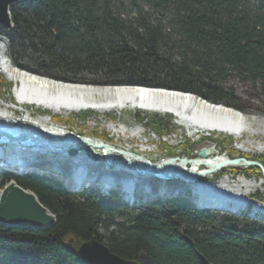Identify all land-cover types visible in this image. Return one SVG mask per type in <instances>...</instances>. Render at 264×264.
Returning <instances> with one entry per match:
<instances>
[{
  "label": "trees",
  "instance_id": "trees-1",
  "mask_svg": "<svg viewBox=\"0 0 264 264\" xmlns=\"http://www.w3.org/2000/svg\"><path fill=\"white\" fill-rule=\"evenodd\" d=\"M122 3L138 13L134 26L114 12ZM9 12L12 28L0 26V36L15 60L27 49L40 53L42 75L51 78L54 70L74 74L60 78L69 82H84L78 73H103L108 80L98 85L189 92L240 109L218 86L234 74L264 96V0H20ZM172 38L176 58L159 51ZM145 119L166 129L155 116ZM10 180L33 192L55 222L45 229L0 224V264H87L65 246L69 238L98 239L140 264H202L198 254L209 264H264V226L244 217L197 210L183 199L130 207L115 193L71 194L55 180L5 170L0 184ZM135 211L131 220L115 221Z\"/></svg>",
  "mask_w": 264,
  "mask_h": 264
},
{
  "label": "bare ground",
  "instance_id": "bare-ground-1",
  "mask_svg": "<svg viewBox=\"0 0 264 264\" xmlns=\"http://www.w3.org/2000/svg\"><path fill=\"white\" fill-rule=\"evenodd\" d=\"M0 72L12 82L14 89L11 93L15 101L13 106L0 102V132L8 133L14 137L19 134L27 135L22 147L15 146L19 157L25 155L28 157L26 159L14 160L12 156L16 153L8 150L7 146L15 144L0 140V153L9 156V159L2 158L0 160L1 163L4 161L5 163H7L6 161L9 162L5 170L21 169L24 165L29 166L32 171L45 170L47 174L50 172L59 175L63 171L73 170L77 173L76 175L82 177L81 179H86L89 182L95 181L91 182L96 184L94 186H97L98 183L105 179L104 182L109 185V189L118 190L123 187L122 183H124L127 188L121 193L129 200H133L132 197L135 194L136 197L144 198L146 196L144 195L145 193L150 194L152 192L155 195L157 192L163 194L169 191L174 192L177 189L185 195L194 194L199 197L201 202L205 201L206 204L209 203L216 207L240 211L246 208V204L252 203L253 216L258 215L257 213L259 212L264 213V207L259 205L257 201H252L248 196L254 188L262 187L264 177L258 180H251L244 176H239L236 181L231 183L228 177L223 176L215 183H211L203 179L204 177H211L214 172L210 173L208 167L199 166L195 163L192 165V169L197 173V176L193 181H183L176 178L163 180L159 177L157 178L160 180H157L155 176L144 175L139 170L131 169L124 163L114 164L105 158L106 149L104 145H107L110 148L109 150H111V154L117 158L122 157L121 152H131L138 155L137 158L133 159L137 163L142 162L140 158L148 160L145 156L147 155V150L144 146L146 141L140 146L138 144L131 145L130 143L125 145V148L119 149L112 143L78 135L60 125H56L51 122V118L48 115L40 116L38 120L30 119L28 112H26L27 110L22 107L27 104L37 105L43 109L50 110L52 113H71L87 109L95 110L99 113L112 110L122 111L124 109L154 111L171 114L176 122L180 126L185 127L189 133L208 135L211 132H223L232 135L236 139H241L242 134H248L250 137L264 136V119H248L232 107L222 103H214L201 97L198 98L199 96L197 97V95L189 92L135 84L96 85L87 82H69L30 72L12 63L5 53V44L2 40H0ZM18 106L21 107L20 111L22 113L19 117L24 116V119H21L27 124L15 120L12 116V111L19 110ZM120 130L124 131L123 129ZM74 136L89 139L95 145L92 147L83 141L70 143L69 147L74 148L76 152L74 155H68L66 150L60 149L58 143L68 141ZM209 147L211 145L204 146L206 149ZM214 147L213 151L207 153L205 157L207 164L215 163L219 158L227 157L216 153ZM235 147L245 153H259L264 151V142L250 138L238 143ZM149 150L151 151V149ZM7 153H12V156ZM59 157H61L59 160H54V158ZM198 159L199 157H196V160ZM97 161L102 162L101 165ZM148 161L151 162L150 160ZM186 166L189 167L188 164ZM233 167L241 166L224 165L218 170ZM109 169L113 171L111 172ZM12 172L16 171L13 170ZM24 172V170H19L16 173L23 174ZM68 175L69 178H64L69 180L66 184L76 189L78 184L74 181L75 177L71 175V172ZM62 179L60 180L67 182ZM75 180L79 179L75 178ZM167 183L170 187L165 186ZM84 190L90 191L92 189L88 187V189ZM131 192L132 195H130ZM163 196L166 195L163 194ZM144 199L146 201V198ZM161 199H157V201H167L166 199Z\"/></svg>",
  "mask_w": 264,
  "mask_h": 264
},
{
  "label": "rangeland",
  "instance_id": "rangeland-1",
  "mask_svg": "<svg viewBox=\"0 0 264 264\" xmlns=\"http://www.w3.org/2000/svg\"><path fill=\"white\" fill-rule=\"evenodd\" d=\"M114 12L120 16L126 23H130L133 26L137 24L138 20V13L133 11L130 7L127 6V4L122 3V5H116L114 7ZM143 14L146 15L147 18H151L154 20V14L148 9L144 8L143 9ZM0 40H2L5 44V53L7 57L14 62H17L19 68H23L25 70H28L30 72H36L37 74L42 75V68L41 64H43V56L40 53L33 52L29 49H27L24 53H17L18 59L15 60V56L13 55L14 53L10 51L9 48V42L8 38L5 36H0ZM174 38H172L171 41L167 42L166 45H162L159 48V51L162 55L167 56L169 53L172 54L175 58L178 57V49L177 45L175 44ZM15 65V64H14ZM16 66V65H15ZM56 73V79H60L61 77H73L71 73H68L65 75L63 72H57L53 71ZM64 75V76H62ZM75 77L82 79V81L87 82V83H92V84H97L99 82L105 83L108 79L105 77V75L102 73H92V72H83V73H78L77 75L75 74ZM157 77V76H155ZM162 77V76H161ZM148 77V79H150ZM114 79V78H109V82ZM125 79H128L126 76H118L115 77L114 80L116 81H123ZM100 85V84H99ZM104 85V84H103ZM219 87L222 88V92L225 94L227 101L233 102L235 105L239 106L240 109L235 108L239 110L243 115H245L246 118L252 119H264V96L259 93L258 90H254L253 87L240 80L237 76L234 74H230L225 80L221 81L218 84ZM9 87V88H8ZM12 82L8 80L1 72H0V102L5 103L7 105H12L15 103L13 97H12V90H13ZM20 108L18 106L19 110L12 111V116L15 118V120L21 122V123H26L22 121L21 118L24 116L19 117L22 113L20 111ZM23 109L27 110L30 119H39L40 116L43 115H48L51 118V122H54L56 125H60L61 127H64L68 129L69 131L73 133H77L78 135H83L90 137L92 139H97L101 140L103 142H108L112 143L113 145L117 146L119 149L125 148V145L130 144L135 145L138 144V146L142 145L144 141H146V144L144 145L147 149H152L153 151L147 152L145 155L148 160H152V162H158L160 159H165L167 157L171 156H178V157H187V158H196L197 157V152L200 148L204 146H209V145H214L215 150L220 154V155H226L228 158H235V157H244L247 160L251 161H256L262 165L264 164V151L259 152V153H245L235 147L237 146L238 143H241L242 141L252 139L256 140L259 139L262 142H264V136L260 137H250L248 134H242L241 139H236L232 135L223 133V132H211L208 135H204L202 133H189V131L183 127L180 126L175 118L171 114H165V113H159V112H146L143 110L139 109H124V110H112L104 113H99L95 110H79L77 112H57V113H52L48 109H43L40 106L37 105H24L22 107ZM138 114L139 116H144L150 117V116H155L156 119H160L162 122H166V131L159 130L161 132L156 131V126H152L151 124H148V120L145 118L143 119H138ZM20 118V119H19ZM19 119V120H18ZM24 119V118H23ZM154 120V119H153ZM27 124V123H26ZM114 127V128H113ZM157 127H159L157 125ZM118 129V130H117ZM120 129H123L124 131L122 132ZM249 136V137H248ZM138 142V143H136ZM215 155V154H214ZM54 156V155H52ZM59 158H54V160H59ZM101 163L102 162H98ZM264 167V165H262ZM247 167H252V166H241V167H233V168H223L221 170H218L214 172L211 177H204L203 180L215 183L218 181L221 177H228L229 181L232 183L236 181V179L239 176H244L247 179L251 180H258L263 178L261 175V170H254V169H248ZM67 168V167H66ZM110 168V167H109ZM237 170H236V169ZM69 169V168H68ZM241 169L248 170L249 172H242ZM66 170V169H65ZM111 172L113 171L112 169H109ZM67 172L63 171L62 174H55V173H50V175L55 176L59 180L63 178L62 180H66L67 182L63 181L65 184H63V188L68 187L72 188L71 190L69 189L68 191L71 194H77V192H82L84 189H80V186L77 185V188L73 189L72 186H69L68 184V179L64 178H69V173L71 170H66ZM45 172V171H44ZM38 173V172H37ZM20 174V173H19ZM55 178V181L57 179ZM134 178V177H133ZM132 178V179H133ZM1 181V177H0ZM58 182V181H57ZM7 184V182L3 185L0 184V190L3 189V187ZM66 187H65V186ZM96 185V184H92ZM68 186V187H67ZM166 187H170L168 183L165 185ZM179 194L174 195L175 198H171L168 196H161L160 198L166 199V200H179L183 199L184 197H187V195L182 194V192L175 190ZM188 191V190H187ZM84 193L86 195L88 194V191L84 190ZM118 194V196L126 203L128 206H137L140 204H144L147 202H150L152 200H155L156 202L157 198L156 195H152V198H150V194L145 193L144 198H146V201H144V198H139L136 197V194L134 195L133 200L127 199L126 196L122 195L121 191H115V194ZM187 193V192H185ZM116 194V195H117ZM148 195V196H147ZM252 201H257L259 205H263L264 207V184L262 185L261 188H254L253 191L248 195ZM161 199V200H162ZM155 202V203H156ZM205 205H210L209 203L206 204L205 201L202 202ZM249 204L251 205V213L253 211V204L248 203L246 204V208H249ZM194 208L199 209L196 206V203L191 205ZM245 208V209H246ZM213 209V210H212ZM224 208L212 206L210 209H205V210H210V211H218L222 210ZM243 209V210H245ZM227 210V209H225ZM242 209L239 211L240 214H237V212H234L232 210H227L230 215L238 217V218H247L251 221H255L258 224L264 226V216H262L264 213H257L259 217L253 216V217H248L245 215V213H242ZM221 212L222 211H218ZM233 212V213H231ZM249 212V211H248ZM137 215V211L135 212H120L116 217L115 221L116 222H121V221H129L133 217ZM211 217H215L214 214L209 213ZM185 226V224H183ZM113 228V227H112ZM110 228V229H112ZM99 232L102 234L105 233L103 229H100Z\"/></svg>",
  "mask_w": 264,
  "mask_h": 264
},
{
  "label": "water",
  "instance_id": "water-1",
  "mask_svg": "<svg viewBox=\"0 0 264 264\" xmlns=\"http://www.w3.org/2000/svg\"><path fill=\"white\" fill-rule=\"evenodd\" d=\"M20 0H0V26L6 29L12 28V23L10 19V7L17 4ZM195 95V94H194ZM198 97V96H197ZM200 98V97H198ZM8 133L0 132V140L14 143L15 145L9 144L7 146L8 150L15 152L16 154L12 156L14 160H20L21 158H28L25 155L19 157V153L16 152L18 147H22L27 139L26 134H19L17 137H14ZM76 141H83L89 146H94L95 143L89 139H82L78 137H72L68 141H63L58 143V146L61 150H66L68 155H74L76 150L70 148V143H76ZM213 146L208 149L202 147L197 152L196 158H187V157H167L158 162H149L145 158H140L142 162L137 163L135 158L138 155L134 153L121 152L122 157L117 158L111 154V150L107 145H104L106 149L105 158L114 164L124 163L131 169H137L144 175H152L156 178L169 180L170 178L181 179L183 181H193L195 180L197 173L192 169V165L197 163L199 166L208 167L209 172H215L224 165H236V166H257L261 170V175L264 177V167L256 162L247 160L244 157H235L228 158L223 157L212 164L206 163V155L213 151ZM5 149V148H4ZM5 152V151H3ZM218 153L217 151H215ZM124 156V157H123ZM9 159V156H6L0 153V158ZM217 158V157H216ZM95 160L94 157H92ZM26 164V163H25ZM189 165L187 167L186 165ZM182 165V166H181ZM26 167V165H24ZM29 167V166H28ZM183 169V170H182ZM168 193V192H167ZM167 193H163L166 195ZM170 194V193H169ZM55 217L49 212V210L44 207L37 199L35 194L29 190H26L16 184L14 181H9L3 189L0 190V224L11 227V226H28L33 229H45L54 224ZM185 240L191 243V240L185 237ZM65 246L71 248L75 251L78 257L87 264H140L135 260H129L121 258L115 253L111 252L110 248L105 244L100 242L98 239H89L83 241L80 244H77L73 241L72 238H69ZM140 258L142 255L139 256ZM198 257L202 264H209L203 256L198 254Z\"/></svg>",
  "mask_w": 264,
  "mask_h": 264
},
{
  "label": "built area",
  "instance_id": "built-area-1",
  "mask_svg": "<svg viewBox=\"0 0 264 264\" xmlns=\"http://www.w3.org/2000/svg\"><path fill=\"white\" fill-rule=\"evenodd\" d=\"M145 149L147 150V152H149L150 150L149 149H147L146 147H145ZM151 151H152V149H151Z\"/></svg>",
  "mask_w": 264,
  "mask_h": 264
}]
</instances>
